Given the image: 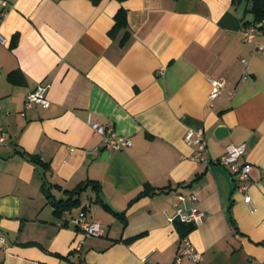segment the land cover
Listing matches in <instances>:
<instances>
[{"label":"crops","instance_id":"crops-1","mask_svg":"<svg viewBox=\"0 0 264 264\" xmlns=\"http://www.w3.org/2000/svg\"><path fill=\"white\" fill-rule=\"evenodd\" d=\"M7 1L0 264H172L183 237L203 264L264 263V52L255 46L264 44V0ZM243 25L255 27L254 41ZM207 75L223 80L211 105ZM38 84L49 85V105L24 108ZM91 122L131 145L104 148ZM220 124L228 132L216 138ZM198 126L208 163L183 139ZM241 142L254 209L213 161ZM78 185L79 203L56 212L51 201ZM188 194L205 219L186 227L168 216L191 205ZM81 215L104 234L84 237L75 255Z\"/></svg>","mask_w":264,"mask_h":264},{"label":"built area","instance_id":"built-area-1","mask_svg":"<svg viewBox=\"0 0 264 264\" xmlns=\"http://www.w3.org/2000/svg\"><path fill=\"white\" fill-rule=\"evenodd\" d=\"M9 2L7 0H0V20L5 13V7H7ZM240 33L244 40L254 41L255 27L253 25H243L240 27ZM7 38L0 32V44H5ZM256 50L264 52V44L255 42ZM243 63L245 59H242ZM206 79L210 84V90L207 94L208 103L213 104L214 99L221 93L223 88V80L215 78L213 76L207 75ZM49 89L48 84H38L32 90H30L24 100V108H30L33 105H38L41 107H47L50 103L47 92ZM230 95V92H229ZM89 121V117H88ZM93 132L98 133L102 137V145L104 148L118 150L131 145V140L129 137L117 134L111 126L103 125L98 122L90 123ZM183 139L187 143L194 144L197 148V152L194 158L202 162H210L211 159L207 158L205 155L206 151V140L204 137V131L201 126L189 127L185 130ZM5 142V135L0 131V143ZM244 151V143H228L225 146V152L221 154L218 158L213 161L221 163L226 166L231 174H233L237 179L236 187L239 191L243 193V200L250 209H254V205L251 201L250 196L247 194L248 187V173L250 171L251 165L246 161H241L240 157ZM185 196L182 194H177V200L183 199ZM186 197L191 201V205L188 207H183L176 205L175 211L172 215L168 216L170 220H178L184 223L198 225L202 223L205 219V212L200 210L195 205V195L188 194ZM73 222L77 225L82 237L79 239L78 243L74 248V254L77 255L81 249L83 239L86 236H101L104 234L102 224L97 219L87 220L84 216H79L73 218ZM4 244V238L0 237V246ZM186 256L192 264H203L201 260V253L197 251L188 238H182V247L177 251L175 259L172 264H179L180 258ZM150 264H157L156 262H151ZM249 264H264L257 260H250Z\"/></svg>","mask_w":264,"mask_h":264},{"label":"trees","instance_id":"trees-1","mask_svg":"<svg viewBox=\"0 0 264 264\" xmlns=\"http://www.w3.org/2000/svg\"><path fill=\"white\" fill-rule=\"evenodd\" d=\"M260 5H264V2H262ZM260 10L264 11V6H262L260 8ZM124 13H125V11L123 9H121L118 12V14L116 15V21L124 23ZM80 189H81V187H80V185H78L75 188H73L72 190L68 191V197L66 199L58 200L56 202L51 201L53 206H54V210L56 212H59L63 208H68L70 206L78 204L79 203V198H78L77 195L79 194V190ZM141 193H143V191H141L139 194H141ZM46 194H48V191H46ZM74 195H76V196H74ZM177 222H180L181 224H184L186 227L187 226H193L192 224L184 223V222H181V221H178V220H177Z\"/></svg>","mask_w":264,"mask_h":264},{"label":"water","instance_id":"water-1","mask_svg":"<svg viewBox=\"0 0 264 264\" xmlns=\"http://www.w3.org/2000/svg\"><path fill=\"white\" fill-rule=\"evenodd\" d=\"M249 4H251V1H249ZM228 132V128L222 124L217 125L214 128V135L216 138H222L224 135H226ZM103 149V147H101ZM103 153H106V150H102Z\"/></svg>","mask_w":264,"mask_h":264}]
</instances>
